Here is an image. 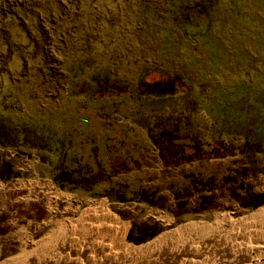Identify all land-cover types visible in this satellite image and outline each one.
<instances>
[{
    "label": "rangeland",
    "instance_id": "obj_1",
    "mask_svg": "<svg viewBox=\"0 0 264 264\" xmlns=\"http://www.w3.org/2000/svg\"><path fill=\"white\" fill-rule=\"evenodd\" d=\"M28 2L48 11L39 22L29 20L30 26L37 22L38 33L29 24L23 33L12 27L6 39L20 44H9L6 50L0 42V111L15 121L25 119L51 129L75 120L81 151L88 153L89 161L101 159L105 175L112 172L109 156L125 158L130 170L97 184L102 193L112 183L124 192L122 183L117 184L122 181L155 187L198 168L223 171L239 157L165 167L142 127L146 116L158 120L187 112L208 135L228 132L236 140L244 123L264 118V0ZM35 71L42 75L32 76ZM105 85L109 95L98 100L85 92L75 94L74 88L99 90ZM166 91L171 92L159 94ZM0 151L24 175L9 181L0 178V264L14 258L33 263L44 253L49 262L50 250L71 233L69 224L86 212L118 222L122 248L137 252L181 226L208 227L217 215H229L231 222L264 223V205L245 209L229 198L220 199L219 210L177 222L169 211L145 203L64 191L53 184L49 163L41 162L31 147L0 146ZM255 160L259 173L254 182L264 191V155L257 154ZM163 192L172 197L168 190ZM146 220L158 222L163 230L143 245L128 241L132 223L142 222L141 226ZM74 229L72 239L83 236L79 227ZM137 231L136 238L151 230ZM257 261H264V256L254 258Z\"/></svg>",
    "mask_w": 264,
    "mask_h": 264
},
{
    "label": "trees",
    "instance_id": "obj_2",
    "mask_svg": "<svg viewBox=\"0 0 264 264\" xmlns=\"http://www.w3.org/2000/svg\"><path fill=\"white\" fill-rule=\"evenodd\" d=\"M28 1L0 0V42L5 44L6 50L9 44L19 43L11 38L9 41L6 39V35L10 37L12 27H17L23 33L25 24L28 26L30 19H36L39 22L41 16L48 11L47 9L45 12L41 4ZM56 1L59 0H53V4ZM61 1L70 2L71 0ZM47 7L49 10L52 8ZM37 22L34 26L29 24V27L38 33L41 29ZM33 33L36 34V32ZM14 46L11 47L12 51L15 50ZM41 75V71L32 73V76ZM83 88H74L75 94L85 92L96 100L108 96L109 93L106 90H110L108 85L99 90L91 88L83 90ZM170 92L159 94L166 96ZM159 94L158 96H161ZM187 114L189 113L168 114L158 120H153L151 116L145 117L142 127L146 129L149 142L158 152L157 157L162 164L165 167L177 168L183 163L197 160L239 156L231 162L234 163V167H231L230 163V167L228 165L223 171L198 168L188 173L184 172L173 179L166 178L163 184L155 187L122 181L117 184L122 183L120 188L125 193L119 188L112 187L116 185L115 183L110 185L107 192L102 193L96 190L97 184L104 181L110 182L114 173L118 175L120 172L129 171L130 168L127 167L129 162L120 156L116 158L109 156L108 162L112 172L105 175L101 159L93 157V161H89L88 153L81 151L84 148L81 147L80 140L76 141L80 131L75 120L63 121L58 129H51L47 124L39 127L25 119L15 121L0 111V146L4 148L22 145L36 150L38 159L43 163H49L51 167L49 175L53 184L64 191L78 192L93 198L109 196L112 201L124 203L133 201L145 203L156 209L169 211L175 216L177 222L185 216L219 210L222 198H229L231 202H236L245 209L264 205V191L255 189L254 182L259 173L255 164L256 155L260 153L264 155L263 116L244 123V127L242 125L237 132L238 135L240 134V139L236 140L228 137V132L220 131L218 134L208 135L206 130L201 128V122L191 114ZM16 177L21 178L24 175L15 168L13 161L0 151V178L3 181H9ZM89 185L93 187L89 188ZM164 190H168L172 197L163 192ZM141 223L137 221L132 223L127 234L128 241L139 245L163 230L160 224L153 220H146L140 226ZM140 227L144 231H151L148 235L136 238L133 231L137 229L140 234L143 231ZM126 229L127 224L124 233Z\"/></svg>",
    "mask_w": 264,
    "mask_h": 264
},
{
    "label": "bare ground",
    "instance_id": "obj_3",
    "mask_svg": "<svg viewBox=\"0 0 264 264\" xmlns=\"http://www.w3.org/2000/svg\"><path fill=\"white\" fill-rule=\"evenodd\" d=\"M69 225L71 233L77 226L83 236H64L66 239L50 250L49 262L45 260L47 253L40 256V252H46L43 248L36 251L40 257L33 263L14 258L8 264H147L157 256L160 259L151 264H264L254 262V258L264 256V223L256 219L231 222L229 215H217L208 227L181 226L138 252L122 248L119 224L107 215L93 217L86 212ZM47 237L43 241L47 242ZM22 252L19 256H23Z\"/></svg>",
    "mask_w": 264,
    "mask_h": 264
},
{
    "label": "crops",
    "instance_id": "obj_4",
    "mask_svg": "<svg viewBox=\"0 0 264 264\" xmlns=\"http://www.w3.org/2000/svg\"><path fill=\"white\" fill-rule=\"evenodd\" d=\"M231 157V156H230ZM225 158H229V157H224V158H221V160H223V159H225ZM233 158H235V157H231V159H233ZM212 159H216V158H211V159H207V160H203V161H208V160H212ZM236 159V158H235ZM216 160H219V159H216ZM207 168V167H206ZM206 168H204V169H206ZM203 169V168H202ZM210 169V168H209ZM214 169V168H213ZM216 170V169H215ZM217 171V170H216ZM255 189H257V185H256V188Z\"/></svg>",
    "mask_w": 264,
    "mask_h": 264
}]
</instances>
